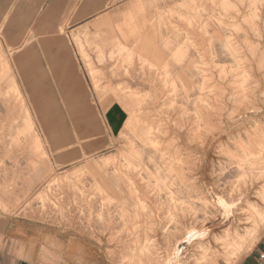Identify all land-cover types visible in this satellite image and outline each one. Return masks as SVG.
I'll return each instance as SVG.
<instances>
[{"label": "rangeland", "instance_id": "1", "mask_svg": "<svg viewBox=\"0 0 264 264\" xmlns=\"http://www.w3.org/2000/svg\"><path fill=\"white\" fill-rule=\"evenodd\" d=\"M165 26L182 36L165 65L119 48L113 81L88 64L89 81H46L38 95L0 55V219L37 225L68 264H149L164 228L195 208L203 224L209 188L242 198L238 232L256 228L254 246L264 230V0H198Z\"/></svg>", "mask_w": 264, "mask_h": 264}, {"label": "crops", "instance_id": "2", "mask_svg": "<svg viewBox=\"0 0 264 264\" xmlns=\"http://www.w3.org/2000/svg\"><path fill=\"white\" fill-rule=\"evenodd\" d=\"M197 4L198 0H0V55L12 65L14 79L30 81L26 95L40 94L32 90L47 88L46 81H66L60 87L67 89L75 86L73 81H89L88 64L113 81L118 61L111 55L119 48L156 65L169 62L182 36L168 30L167 17L195 15ZM211 35L224 36L213 30ZM47 235L31 222L0 219V264H68L64 253L45 241ZM239 264H264V230Z\"/></svg>", "mask_w": 264, "mask_h": 264}, {"label": "bare ground", "instance_id": "3", "mask_svg": "<svg viewBox=\"0 0 264 264\" xmlns=\"http://www.w3.org/2000/svg\"><path fill=\"white\" fill-rule=\"evenodd\" d=\"M134 115V114H133ZM234 121V120H233ZM136 123V122H135ZM140 123V121L138 122ZM142 123V122H141ZM139 124L136 126L138 127ZM134 126V130L135 127ZM146 126V124H145ZM144 126V127H145ZM237 127V126H236ZM146 129V128H145ZM144 130V129H142ZM150 130V129H149ZM137 131V130H136ZM138 132V131H137ZM140 132V131H139ZM150 132V131H149ZM143 134V132L141 133ZM145 134V133H144ZM148 135V133H147ZM140 137V136H139ZM147 137V136H146ZM149 140H150V136ZM147 137V138H148ZM141 138V137H140ZM139 138V139H140ZM144 138V137H143ZM128 139V138H127ZM131 140V139H130ZM136 140V139H135ZM184 140V139H183ZM143 141V139H142ZM125 142H129L126 140ZM147 141L144 143H148ZM152 142V140H151ZM158 143V141H156ZM153 142V143H156ZM264 142V141H263ZM132 144V143H131ZM130 144V146H131ZM263 144V143H262ZM129 145V143L127 144ZM135 145V144H134ZM138 145V144H137ZM156 145V144H155ZM158 145V144H157ZM187 145V144H186ZM197 145V144H196ZM199 145V144H198ZM154 146V145H153ZM170 147L169 145H167ZM264 146V144H263ZM139 147V146H137ZM130 148V147H129ZM140 148V147H139ZM165 148V147H164ZM121 149V148H120ZM158 150V149H157ZM165 150V149H164ZM169 150V149H167ZM128 152V151H126ZM170 152V151H169ZM249 152V151H248ZM119 153V152H118ZM134 153V152H133ZM161 153V152H160ZM168 153V152H167ZM250 153V152H249ZM264 153V152H263ZM262 153V155H263ZM129 153H127L128 156ZM136 154V150H135ZM114 155V154H113ZM122 155V154H121ZM138 155V154H137ZM164 155V154H163ZM171 155V154H170ZM248 155V154H247ZM253 155V154H252ZM259 155V154H258ZM261 155V154H260ZM133 157L134 155L131 154ZM139 156V155H138ZM167 156V155H165ZM169 156V155H168ZM117 157V156H116ZM255 157V156H251ZM118 158V157H117ZM174 158V157H173ZM257 158V156L255 157ZM262 158V157H261ZM121 159V158H120ZM152 159V158H151ZM175 159V158H174ZM173 159V160H174ZM119 160V159H117ZM123 160V159H122ZM135 160V159H134ZM140 160V157H139ZM172 160V159H171ZM176 160V159H175ZM250 160V159H249ZM129 161V160H128ZM138 161V159H137ZM144 161V160H143ZM168 161V160H167ZM166 161V162H167ZM246 161V160H245ZM248 161V160H247ZM257 161V160H256ZM179 162V161H178ZM252 162V161H251ZM100 163V162H99ZM130 163V162H126ZM171 163V162H170ZM245 164V162H242ZM169 164V163H168ZM248 164V163H247ZM245 164V165H247ZM250 164V163H249ZM113 165V164H112ZM111 165V166H112ZM120 165V164H119ZM133 165V164H132ZM165 165V164H164ZM163 165V166H164ZM243 165V164H242ZM255 165V164H254ZM131 166V164H130ZM135 166V165H134ZM147 166V164H146ZM170 166V165H169ZM136 167V166H135ZM176 167V166H175ZM174 167V169H175ZM238 167V166H237ZM240 167V165H239ZM242 167V166H241ZM102 168V167H101ZM104 168V167H103ZM140 168V167H139ZM170 168V167H169ZM200 168V167H199ZM143 169V168H142ZM241 169V168H240ZM239 169V170H240ZM122 170V169H121ZM139 170V169H138ZM163 170V169H162ZM170 170V169H169ZM168 170V171H169ZM177 170V169H176ZM207 170V169H206ZM132 171V170H131ZM165 171V170H164ZM238 171V170H237ZM246 171V170H245ZM135 172V171H134ZM138 172V171H137ZM172 171L169 172V174ZM177 172V171H175ZM262 172V171H261ZM144 173V171H143ZM180 173V172H179ZM182 173V172H181ZM148 174V173H147ZM156 174V173H155ZM168 174V173H167ZM172 174V173H171ZM264 174V172H263ZM262 174V175H263ZM154 175V174H153ZM142 176V175H141ZM149 176V174H148ZM171 177V175H169ZM183 176V175H182ZM209 176V175H208ZM254 177V176H253ZM180 178V177H179ZM183 178V177H181ZM187 178V177H186ZM264 178V175L263 177ZM144 179V178H143ZM159 179V178H158ZM161 179V177H160ZM185 179V178H184ZM177 180V179H176ZM257 180V179H256ZM259 180V179H258ZM145 181V180H144ZM158 181V180H155ZM160 181V180H159ZM174 183L175 180L173 179ZM253 181V180H252ZM260 181V180H259ZM263 181V180H262ZM95 182V181H94ZM99 182V181H98ZM97 182V183H98ZM149 182V181H148ZM153 182V181H152ZM182 182V181H181ZM184 182V181H183ZM188 182V180H187ZM190 182V181H189ZM164 183V182H163ZM161 183V185L163 184ZM256 183H258L256 181ZM260 183V182H259ZM258 183V184H259ZM99 184V183H98ZM101 184V183H100ZM186 184V183H185ZM194 184V183H193ZM252 184V183H251ZM153 185V183H152ZM158 185V184H156ZM164 185V184H163ZM189 185V184H188ZM192 185V184H191ZM210 185V184H209ZM255 185V183H254ZM102 186V185H101ZM148 186V185H147ZM165 186V185H164ZM167 186V185H166ZM207 186V185H206ZM168 187V186H167ZM178 187V186H177ZM180 187V186H179ZM178 187V188H179ZM201 187V186H200ZM165 188V187H164ZM192 188V187H191ZM194 188V185H193ZM192 188V190H194ZM204 188V187H203ZM153 189V188H152ZM167 189V188H166ZM165 189V190H166ZM169 189V188H168ZM167 189V190H168ZM182 189V188H181ZM188 189V188H187ZM246 189V187H245ZM161 190V189H160ZM170 190V189H169ZM172 190V189H171ZM185 190V189H184ZM191 190V189H190ZM197 190V189H196ZM195 190V192H196ZM254 190V189H253ZM186 191V190H185ZM199 191V190H198ZM249 191V190H247ZM106 192V191H105ZM136 192V191H134ZM162 192V190H161ZM188 192V191H187ZM247 193L246 191H244ZM252 192V191H251ZM257 192V191H256ZM262 191H259V193ZM104 193V192H103ZM189 193V192H188ZM249 193V192H248ZM255 193V192H254ZM263 193V192H262ZM106 194V193H105ZM165 194V193H164ZM186 194V193H185ZM193 194V193H192ZM243 194V193H242ZM261 194V193H260ZM102 195V193H101ZM161 195V194H160ZM167 195V194H166ZM200 195V194H199ZM208 195L211 197L209 198L208 196H205L204 198L201 199V202L203 203V206L205 207V218L203 221V224L197 225L198 221V211L195 208L192 211L187 214V217L185 216L183 220H179L178 223L175 226V233L169 232V229H163L164 230V240L165 244L156 252L151 254L152 256L148 258L149 264H188L187 260H189L190 257L195 258H201V259H207V261L211 260L219 263L223 262L224 264H237V262L240 260L242 255L254 246L253 241L248 240V237H251V234L254 232L258 231L256 228H248L251 230H246L247 231V236L243 237L241 236L238 232V228L240 223L242 222V217L238 215V212L241 211V205L242 203V198H238L237 200H232V201H226L224 196L217 194L214 192L213 189L209 188L208 189ZM168 196V195H167ZM172 196V194H171ZM183 196V194H182ZM186 196V195H185ZM195 196V195H194ZM245 196V194H243ZM110 197V196H109ZM196 197V196H195ZM253 197V196H252ZM258 197V196H256ZM260 197V196H259ZM258 197V198H259ZM115 198V197H114ZM193 198V197H192ZM255 198V197H253ZM261 198V197H260ZM259 198V199H260ZM108 199V198H107ZM182 199V198H181ZM185 199V197H184ZM211 199V200H210ZM248 199V198H247ZM105 200V199H104ZM103 200V201H104ZM112 200V199H111ZM258 200V199H257ZM256 200V201H257ZM138 201V200H137ZM177 201V200H175ZM190 202L195 201V200H189ZM199 201V200H198ZM212 201V202H211ZM249 201V200H248ZM251 201V200H250ZM255 201V200H254ZM169 202V201H168ZM174 202V201H173ZM179 202V201H177ZM181 202H183L181 200ZM260 202V201H259ZM180 203V202H179ZM163 204V203H162ZM176 204V203H174ZM173 204V205H174ZM183 203H180V205ZM185 204V203H184ZM252 204V203H251ZM259 204V203H258ZM257 204V205H258ZM264 204V203H263ZM102 205V204H101ZM104 205V203H103ZM165 205V204H164ZM163 205V206H164ZM179 205V204H178ZM179 205V206H180ZM198 205V204H197ZM196 205V207H197ZM253 205V204H252ZM262 205V203H261ZM260 205V206H261ZM118 206V205H117ZM145 206V205H144ZM177 206V205H176ZM101 207V206H100ZM103 207V206H102ZM109 207V206H108ZM131 207V206H130ZM136 207V206H135ZM182 207V206H181ZM185 207V206H184ZM194 207V206H193ZM200 207V206H199ZM248 207V205H247ZM258 207V206H255ZM264 207V206H262ZM94 208V207H93ZM105 208V207H104ZM144 208V207H143ZM163 208V207H162ZM177 208V207H176ZM183 208V207H182ZM186 208V207H185ZM188 208V207H187ZM203 208V207H202ZM92 209V207H90ZM107 209V207H106ZM131 209V208H130ZM136 209V208H135ZM148 209V208H147ZM191 209V208H190ZM256 208H251L249 209V218H247V222L252 221L254 218L253 213L255 212ZM260 209V208H259ZM258 209V210H259ZM93 210V209H92ZM111 210V209H110ZM129 210V209H128ZM134 210V209H133ZM181 210V208H180ZM204 210V209H203ZM247 210V209H246ZM256 210V211H258ZM262 210V209H261ZM103 211V210H101ZM118 211V210H117ZM125 211V210H124ZM135 211V210H134ZM140 211V210H139ZM178 211V210H177ZM188 211V210H187ZM264 211V210H262ZM122 212V211H121ZM172 212V211H171ZM176 212V211H175ZM201 212V210H200ZM248 213V211H246ZM126 213V212H125ZM174 213V212H173ZM244 213V212H243ZM98 214V213H97ZM130 214V212H129ZM242 214V213H239ZM258 214V213H257ZM264 214V213H263ZM142 215V214H141ZM202 215V213H201ZM139 216V215H138ZM175 216V215H174ZM173 216V217H174ZM242 216V215H241ZM101 217V215H100ZM260 217V216H259ZM88 218V217H86ZM144 218V217H143ZM165 218V217H164ZM245 218V217H244ZM253 218V219H252ZM256 218V217H255ZM145 219V218H144ZM141 220V218H140ZM263 220V219H262ZM150 221V220H149ZM264 221V220H263ZM202 223V222H200ZM251 223V222H250ZM253 223V222H252ZM243 224V223H242ZM256 225V224H255ZM253 225V226H255ZM140 226V225H139ZM247 226V225H246ZM250 226V225H249ZM252 226V227H253ZM258 226V224H257ZM222 228V232L217 233L218 228ZM251 227V226H250ZM260 227V226H259ZM257 227V228H259ZM244 229L242 228V231ZM136 231V230H135ZM244 232V231H243ZM173 236V239H172ZM255 236V235H254ZM252 239V238H251ZM256 244V243H255ZM183 247V248H182ZM90 256V255H89ZM206 261V260H205ZM197 262V261H195ZM199 263V262H198ZM201 263V262H200ZM199 263V264H200Z\"/></svg>", "mask_w": 264, "mask_h": 264}]
</instances>
